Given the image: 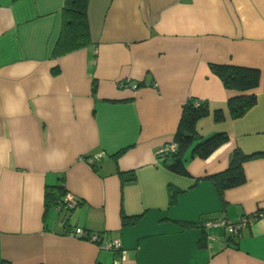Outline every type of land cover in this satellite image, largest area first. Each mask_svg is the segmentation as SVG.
Here are the masks:
<instances>
[{
  "label": "crops",
  "instance_id": "1",
  "mask_svg": "<svg viewBox=\"0 0 264 264\" xmlns=\"http://www.w3.org/2000/svg\"><path fill=\"white\" fill-rule=\"evenodd\" d=\"M63 5L0 0V264H264V216L234 234L203 224L264 211V0H88L90 41L54 55ZM210 63L259 70L242 116L227 106L241 92ZM189 97L209 106L199 135L228 139L183 175L158 151ZM235 148L261 154L219 195L206 176ZM59 183L74 208H45L43 189ZM76 227L125 252L66 233Z\"/></svg>",
  "mask_w": 264,
  "mask_h": 264
},
{
  "label": "trees",
  "instance_id": "2",
  "mask_svg": "<svg viewBox=\"0 0 264 264\" xmlns=\"http://www.w3.org/2000/svg\"><path fill=\"white\" fill-rule=\"evenodd\" d=\"M88 0H64L62 6V25L60 37L55 43L54 55L68 53L73 50L84 47L90 41L89 26L87 17ZM210 68L222 81V85L227 89H233L241 94L229 98L227 101L230 116L238 118L242 116L248 108L256 101L254 93H246L255 88L260 80V72L257 68L234 65L210 63ZM209 106L206 100L195 97L187 98L182 106L181 116L177 128L172 137L173 144L176 146L172 150L165 151L162 157L164 166L174 173L186 175V159L189 157L206 158L227 141L228 136L225 132L212 133L207 137L199 135L196 124L203 117L209 114ZM213 118L215 121L224 120V112L220 108L214 109ZM261 153L246 154L239 148L232 152L231 160L226 169L218 173L207 175L214 184L219 195L227 188L240 185L245 181L243 162L258 156ZM124 179H134L135 174L129 172ZM44 190L45 208L50 206L65 207L63 202L67 193L62 183L46 185ZM180 189L170 186V201L173 202ZM134 217L122 216L124 224L128 223ZM184 225H190V222H183Z\"/></svg>",
  "mask_w": 264,
  "mask_h": 264
},
{
  "label": "built area",
  "instance_id": "3",
  "mask_svg": "<svg viewBox=\"0 0 264 264\" xmlns=\"http://www.w3.org/2000/svg\"><path fill=\"white\" fill-rule=\"evenodd\" d=\"M126 84V81H123L120 83V85L123 87ZM130 86L135 89L137 87V84L134 82L130 83ZM176 146V144L173 142L168 143V144H164L162 146V148H159L160 150L158 152L160 153H164L165 151L168 150H172L174 149V147ZM76 198L74 197L73 194L71 193H66L63 199V202L65 204V207L67 209H71L74 208L76 205ZM264 216V211L261 210H257L256 212L252 213V214H248V215H244L242 217L239 218V220L237 222H231L227 219H222V218H218V219H207L203 222L204 226H222L225 231H228L231 234H234L238 231V229H240L243 225L249 224L251 223L253 220ZM66 233L70 236L76 237V238H82V239H88L90 241H94L97 242L99 244V246L102 249H112V250H116L117 252L120 253H124V249L121 247L122 243L121 240L119 238H111L106 242H101L100 241V237H99V233L96 232H89L83 228L80 227H76L72 230H67Z\"/></svg>",
  "mask_w": 264,
  "mask_h": 264
}]
</instances>
